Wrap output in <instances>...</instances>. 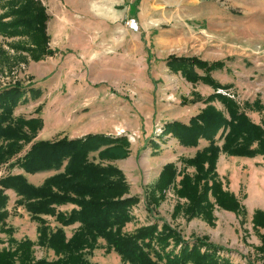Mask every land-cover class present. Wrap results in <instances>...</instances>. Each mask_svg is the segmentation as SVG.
<instances>
[{"label": "trees", "instance_id": "1", "mask_svg": "<svg viewBox=\"0 0 264 264\" xmlns=\"http://www.w3.org/2000/svg\"><path fill=\"white\" fill-rule=\"evenodd\" d=\"M1 3H4L5 11L0 15V36L7 39L25 37L32 45L27 47L19 41L11 44L12 49L30 52L37 61L55 55L49 46L50 15L41 0H0ZM0 57L8 59L1 47ZM171 61L184 63L173 67L183 73L188 68L194 73L195 67L208 72L223 67L221 62L209 64L198 58L170 56ZM189 78L194 83L203 80L211 85L216 92L207 98L206 103L218 100L225 111L207 105L188 124L177 121L166 124L163 133H171L185 147H196L200 139L210 144L193 158L181 159L182 169L175 163L166 164L151 188L149 201L155 207L159 206L166 199L167 191L173 189L179 200L172 213L173 219L183 215L187 221L202 218L214 225L216 207L237 215L243 212L237 197L225 190L219 180L217 163L220 154L251 158L262 155L264 158V125L254 123L244 108L217 93L228 86L216 83L209 75L200 77L194 73L191 77L187 75ZM29 92L32 94V89L27 91L20 85L0 90V167H17L27 174L59 172L40 187L30 184L23 174L1 178L0 224L4 226L9 215V198L5 191L14 190L22 197L18 204L25 205L35 219L41 220L38 215H52L64 227L76 223L80 226L70 238L63 228L52 231L42 226L38 229L37 245L53 250L55 260L37 259L33 249L35 243L30 239L16 241L11 238V247L0 249V264H96L88 256L98 248L100 238L107 242L108 252L114 251L121 256L122 264H232L223 255L224 248L205 238L186 240L166 221L161 226L158 222L142 226L133 234L124 232L132 221L131 210L140 198L129 196L130 186L118 167L95 163L90 155L99 152L101 160L109 161L128 158L131 143L126 136L90 134L77 139L65 137L54 142L39 141L23 157H18L23 143L32 140L26 130L34 133L42 124L39 119L14 117L15 109L27 100ZM188 168H194L195 172L189 173ZM65 204H73L78 209L68 215L57 212L56 206ZM252 222L255 228L264 229V211H257ZM12 232L9 229L8 233ZM261 238L258 251L264 252V234Z\"/></svg>", "mask_w": 264, "mask_h": 264}, {"label": "rangeland", "instance_id": "2", "mask_svg": "<svg viewBox=\"0 0 264 264\" xmlns=\"http://www.w3.org/2000/svg\"><path fill=\"white\" fill-rule=\"evenodd\" d=\"M3 5L4 3L0 4V9L4 12ZM46 8L50 15L48 22L49 46L56 49V51L54 50L56 53L62 49L60 52L64 55L63 61L68 65L65 67V73L70 72L69 74L72 75L74 71L78 72L74 67L78 61H83V70H88V66L92 64L93 76L97 77L103 72L108 73L107 77L113 84L112 97L114 100L127 104L138 101L139 86L142 83L150 82V71L158 65L159 61H163L166 55L189 56L185 58L198 59L211 58L212 61L223 63L222 68L211 72L202 69L206 73L203 77L209 75L218 84L221 83L217 77L233 76V72L230 74L229 71L216 74V71L224 69L226 64L233 68L235 66L248 67L260 57H264V0H139L138 3L137 0H50L47 2ZM19 41L25 43L27 47H32L25 37L7 39L0 36V47L5 50L8 58L4 60L0 57V90L15 85H20L27 91L33 90L31 86L40 83V78L35 81L37 76L33 74V70H38L41 75L47 74L42 78L43 81L55 78L57 75L55 72L53 75L48 71V68L52 66L51 62H55V60H50L46 64L43 62L46 58L55 55L44 57L39 61L34 60L30 52H18L12 49L11 44ZM171 41H174L172 45ZM199 81L207 84L203 80ZM222 86H228V88L219 89L217 93L222 94L219 91L223 90L225 92L222 94L223 96L234 100L239 106L244 104V94L237 93L231 88V85ZM215 92L209 94L207 98ZM64 93L67 98L68 92ZM41 96L40 94L34 97L29 92L28 100L20 104L22 106L31 102L25 107L26 111L22 112L26 117L15 116V111L20 105L14 111L15 118L39 119L42 122L41 127L34 133L31 130H26L32 140L28 144L23 143V150L18 157H23L36 142H54L67 137L54 138L57 136L54 135L51 136L52 140L38 139L39 134L43 133L44 126L40 115L36 117V114L40 113L39 108L41 107L37 108L36 104L44 100L40 99ZM207 98L195 97L189 100L186 98L183 99L182 105H187L188 102H200L225 111L221 102L215 100L206 103ZM35 107L36 109H34ZM161 130L162 132H158L157 129L158 134L163 133L162 127ZM117 136H126L132 144L137 138L124 131L117 133ZM90 159L105 166L110 164L118 167L109 160H101L99 152L92 153ZM135 159V168L140 176L137 183L133 178L136 175L125 173L118 167L124 173L130 186L129 196L140 198L139 203L131 210L132 221L124 228L125 233L133 234L138 228L155 222H158L160 226L164 221L173 225L184 223L188 231L194 230L198 236L212 238L218 242L216 246L222 244L223 246L220 247L225 249L223 255L229 258L232 264H264V252L258 251L262 245L261 236L264 233L254 227L252 220L251 222L248 220V216L240 214L242 217L236 219L232 229L229 232L223 230L219 236H216L218 232L216 227L219 223H215V221L227 213L218 207L214 211V225L202 218L187 221L183 215L173 219L172 213L179 201L174 190L167 191L166 199L159 206L155 207L150 201L148 202L151 191L149 188H152L158 170L143 172L140 165L144 161V155L141 157L138 155ZM181 159L189 158L182 156L175 162L179 169L184 167ZM51 171L25 175L27 173L17 167L10 169L8 165H1L0 179L9 174H23L30 184L40 187L46 179L59 172ZM187 171L193 174L195 169L188 168ZM44 172L47 173L43 174ZM245 189L242 187V191ZM133 192H137L135 194L140 192V194L139 196L133 195ZM5 194L9 198L7 204L9 215L5 225L0 224V249L10 248L9 239L11 238L16 241L30 239L35 243L33 249L37 259L46 258L50 261L57 259L53 250L37 245L38 229L42 226H46L52 231L63 228L70 238L78 230L80 223L64 227L57 221L56 216L52 215H38L41 220L35 219L32 214L27 212L25 205L18 204L22 197L18 196L14 190H6ZM180 201L186 202V200ZM150 204L153 206L152 209H150ZM74 209H78V207L73 204L56 206L57 212L67 215ZM232 221H224L226 225L223 227H230ZM9 229L13 230L11 234L8 233ZM255 238H259L261 244L256 245ZM107 248V242L100 238L98 248L92 256H88V259L96 264H122V261H118V258L113 256L112 252L114 251L108 252Z\"/></svg>", "mask_w": 264, "mask_h": 264}, {"label": "crops", "instance_id": "3", "mask_svg": "<svg viewBox=\"0 0 264 264\" xmlns=\"http://www.w3.org/2000/svg\"><path fill=\"white\" fill-rule=\"evenodd\" d=\"M42 1L47 6V2L50 0ZM2 12L0 9V14ZM173 43L174 41H171V45ZM51 48L56 51L52 46ZM61 50L55 54V58L48 57L43 61L46 64L50 60H55L48 68L49 73L57 74L55 78L43 81L42 78L47 74L41 75L38 70H33V74L37 76L35 81L40 78V83L31 86L33 88L32 96L41 94L40 99H44L36 104L37 108L41 106L40 113L36 114V117L40 115L44 125L43 133L39 134V140H52L51 136L54 135H57L54 138L67 136L73 139L88 134L117 137V133L120 131L133 134L137 138H135L134 144L131 143L129 157L111 162L125 173L136 175L133 178L137 183L140 176L135 168V158L138 155L139 157L144 155V161L140 165L141 170L143 172L158 170L154 184L164 165L175 163L182 156L192 158L198 151H202L208 146V141L200 139L197 147H185L171 133L158 134L157 132V129L161 127L164 129L167 123L177 121L188 124L192 117L205 108L206 105L200 102H188L187 105H182L183 99L189 100L195 97L205 99L209 94L215 92L212 87L202 81L193 83L191 78L187 79V75L191 77L194 73L200 77L205 76L204 70L195 67L194 73L190 71V68L184 73L175 71L174 66L184 63L169 62L170 55H166L163 61H159L158 65L150 71V82L142 83L139 86L138 101L127 104L114 100L113 94H111L113 84L107 77L109 74L103 72L97 77L93 76L92 64L88 66V70H83V61H78L74 65L78 72L72 71V75L69 74L70 72L65 73V67L68 65L63 61L64 55L60 52ZM174 57L180 59L189 56L175 55ZM199 59L209 63L216 62L211 58ZM223 71H229L230 74L233 72V76L217 77L219 82L222 85H231V88L237 93L244 94V104L241 107L254 123L264 125V57H260L248 67L235 66L233 68L226 64L224 69L216 71V74ZM39 75L40 77H38ZM212 75L214 77L213 73ZM65 91L68 92L67 98L64 96ZM30 103L20 105L15 111V116L26 117L22 112ZM45 173L47 172L43 174ZM217 173L225 190L233 193L242 205L241 215L248 216V220L251 222L257 211H264V158L262 155L251 158L228 156L221 153L217 163ZM242 187L246 189L242 191ZM135 193L133 192V195L139 196L140 194V192H138L139 194ZM152 207L150 204V209ZM225 213L227 215H222L217 218L218 221H215V223H219L216 227L218 229L216 236H219L223 230L229 232L236 219L242 217L240 214L237 216L236 213L230 211ZM226 220L233 221L230 227L224 228ZM171 225L177 228L186 240L193 241L194 238H204L198 236L194 230L188 231L184 223ZM258 230L264 233V229L258 228ZM205 239L218 245V242L212 238ZM255 244H261L259 238H255ZM220 246L223 245L220 244ZM112 254L118 258V261H121L116 252H112ZM115 262L117 261L115 260Z\"/></svg>", "mask_w": 264, "mask_h": 264}, {"label": "built area", "instance_id": "4", "mask_svg": "<svg viewBox=\"0 0 264 264\" xmlns=\"http://www.w3.org/2000/svg\"><path fill=\"white\" fill-rule=\"evenodd\" d=\"M219 92L222 93V94H225V92L223 90H220ZM158 132H162L161 128L158 129Z\"/></svg>", "mask_w": 264, "mask_h": 264}]
</instances>
